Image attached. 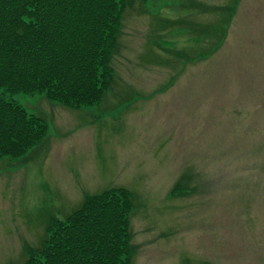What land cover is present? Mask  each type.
Masks as SVG:
<instances>
[{"label": "rangeland", "instance_id": "obj_1", "mask_svg": "<svg viewBox=\"0 0 264 264\" xmlns=\"http://www.w3.org/2000/svg\"><path fill=\"white\" fill-rule=\"evenodd\" d=\"M99 105L6 93L48 125L0 157V264L48 221L132 194L130 264H264V0H131Z\"/></svg>", "mask_w": 264, "mask_h": 264}, {"label": "trees", "instance_id": "obj_2", "mask_svg": "<svg viewBox=\"0 0 264 264\" xmlns=\"http://www.w3.org/2000/svg\"><path fill=\"white\" fill-rule=\"evenodd\" d=\"M131 0H0V88L43 94L71 109L99 105L114 82L111 60ZM48 132L42 118L0 98V157L18 158ZM132 194L111 188L48 221L23 264H130Z\"/></svg>", "mask_w": 264, "mask_h": 264}]
</instances>
